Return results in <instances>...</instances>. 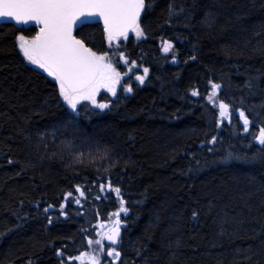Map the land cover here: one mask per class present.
<instances>
[{"label":"trees","instance_id":"16d2710c","mask_svg":"<svg viewBox=\"0 0 264 264\" xmlns=\"http://www.w3.org/2000/svg\"><path fill=\"white\" fill-rule=\"evenodd\" d=\"M145 4L139 39L76 30L125 75L106 109L73 112L18 48L37 28L0 23V264H264V0ZM116 212L113 246L101 232Z\"/></svg>","mask_w":264,"mask_h":264},{"label":"snow or ice","instance_id":"6c2138e0","mask_svg":"<svg viewBox=\"0 0 264 264\" xmlns=\"http://www.w3.org/2000/svg\"><path fill=\"white\" fill-rule=\"evenodd\" d=\"M145 7V0H0V19L12 20L18 25H27L29 22L40 25L39 32L31 39L23 35L18 37L19 49L29 64L43 70L56 82L59 95L67 106L76 112L81 101H88L99 109L108 108L109 105L106 103H97V93L101 88H105L115 96L121 74L113 66L107 52L98 55L86 46L83 39H77L73 35V29L78 24L99 18L103 20L109 47L114 40L119 41L121 37L127 39L130 31L139 39L144 36V32L138 20ZM171 49L172 45L165 41L163 51L168 53ZM120 59L128 63L123 53H120ZM132 66L135 67V62ZM147 73L148 69L145 68L144 75L137 76L136 79L142 84ZM211 88L212 91L207 98L214 102L220 85L212 83ZM125 91L131 92L132 89L128 87ZM191 94L199 95L197 91ZM219 108L220 116L225 117L228 114V105L221 102ZM239 115L247 131L250 122L244 112L241 111ZM257 139L259 144L264 146V128L260 129ZM77 191L80 189L77 188ZM113 191L119 196V188ZM80 195L83 196L84 193L80 192ZM76 202L79 203V200ZM120 212L126 214L127 209L122 206ZM119 214L114 213L117 217ZM193 215L195 217V213ZM115 225L104 237L110 245L118 243L120 234L118 218ZM88 243L91 245L93 241L89 240ZM94 243L101 245L100 251H104L102 240H95ZM106 254L116 258L120 256L114 248H109ZM75 259L82 260L83 256ZM88 264H100V261L96 256H91Z\"/></svg>","mask_w":264,"mask_h":264},{"label":"water","instance_id":"95a60500","mask_svg":"<svg viewBox=\"0 0 264 264\" xmlns=\"http://www.w3.org/2000/svg\"><path fill=\"white\" fill-rule=\"evenodd\" d=\"M143 11V10H142ZM142 11H141V13H142ZM141 16V15H140ZM139 19H140V17H139ZM97 20H98V22H97ZM138 22H139V20H138ZM0 23H13L14 25H16L17 27H30V26H35L36 28H37V33L39 32V28H40V25H37V24H35L34 22H29V24H27V25H18V24H16L14 21H12V20H8V19H0ZM86 23H100V25L102 26V28H103V31H104V24H103V20L102 19H99V18H96L95 20H90V21H88V22H85L84 24H86ZM84 24H78L74 29H73V35L74 36H76V38L77 39H82V38H80L79 36H77L76 35V30L79 28V27H81L82 25H84ZM131 32V31H130ZM129 32V33H130ZM36 33V34H37ZM128 33V34H129ZM104 34H105V37H106V41L108 42V38H107V33L104 31ZM85 42V41H84ZM113 42H117L116 40H114ZM109 43V42H108ZM85 44H86V46L87 47H90L86 42H85ZM91 48V47H90ZM92 49V48H91ZM96 99H97V96H96ZM97 103H102L101 101H99V102H97ZM108 189H109V185H108ZM119 220H120V226H119V232H120V234H119V237H118V243H119V240H120V238H121V235H122V229H123V227L125 226V222L119 217L118 218ZM117 220V219H116ZM115 220V221H116ZM116 225L114 224V226H112L104 235H103V237H102V240H103V242L104 243H106V244H110L109 243V241L106 239V238H104L105 236H106V234H108L114 227H115ZM118 243L117 244H115V245H113V246H117L118 245Z\"/></svg>","mask_w":264,"mask_h":264},{"label":"rangeland","instance_id":"374dc122","mask_svg":"<svg viewBox=\"0 0 264 264\" xmlns=\"http://www.w3.org/2000/svg\"><path fill=\"white\" fill-rule=\"evenodd\" d=\"M20 35H23V36H25L26 38H28V39H31L32 37H34L35 36V34L34 35H25V34H22V33H20L18 36H17V45H18V48H19V40H18V37L20 36ZM129 35H135V33L134 32H131L130 34H128V36ZM20 50V49H19ZM21 52V51H20ZM21 54H22V52H21ZM98 55H101V53L99 54V53H97ZM104 54V53H103ZM23 55V54H22ZM26 60V59H25ZM27 61V60H26ZM32 66H34V65H32ZM36 67V66H35ZM116 68V67H115ZM116 70L119 72V70L116 68ZM121 74V73H120ZM122 82H123V80H122V77H121V79H120V83L119 84H117L116 85V90L122 85ZM126 88V86L124 85V89ZM211 91H212V88L210 89V93H211ZM104 92H108L107 91V89H105V88H101L100 89V91L97 93V102H99V101H101L100 100V94L101 93H104ZM110 94H112L111 92H109ZM216 106H217V108H218V110H219V115H220V108H219V104L221 103V102H219L218 101V99H217V93H216V97H215V99H214V102H213ZM227 112H229L228 110H227ZM228 117V114L225 116V117H221L220 116V119H226ZM117 213V212H116ZM120 213V212H119ZM119 217H120V214H119ZM119 217H117V216H113V219H112V221H111V223L110 224H108L106 227H104L103 229H102V232H101V237H103V235L112 227V226H114V224H115V220L117 219V218H119ZM121 218V217H120ZM89 258H90V256L89 255H83V259L82 260H79V261H89ZM99 259V261H100V258H98Z\"/></svg>","mask_w":264,"mask_h":264},{"label":"flooded vegetation","instance_id":"af4514ba","mask_svg":"<svg viewBox=\"0 0 264 264\" xmlns=\"http://www.w3.org/2000/svg\"><path fill=\"white\" fill-rule=\"evenodd\" d=\"M131 32H132V31H131ZM131 32H130V33H131ZM130 33H129V34H130ZM120 39H123V38L121 37ZM120 39H119V40H120ZM117 42H118V41H117ZM117 42H114V43H117ZM121 77H122V80H123V78H125V75H124L123 73H121ZM125 86H127V85H125ZM119 88H120V87H119ZM119 88L116 90V93L119 91ZM126 88H127V87H126ZM124 91H125V89H124ZM126 92H127V91H126ZM109 94H110V93H109ZM110 95H112V94H110ZM101 102H102V101H101Z\"/></svg>","mask_w":264,"mask_h":264}]
</instances>
